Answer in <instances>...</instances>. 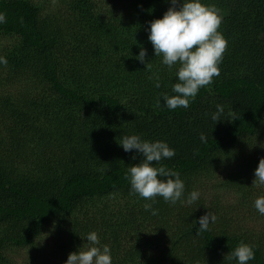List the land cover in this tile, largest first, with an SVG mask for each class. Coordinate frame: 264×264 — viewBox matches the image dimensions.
Here are the masks:
<instances>
[{
	"label": "trees",
	"instance_id": "obj_1",
	"mask_svg": "<svg viewBox=\"0 0 264 264\" xmlns=\"http://www.w3.org/2000/svg\"><path fill=\"white\" fill-rule=\"evenodd\" d=\"M201 3L222 15L220 75L170 110L162 94L176 95L178 65L156 57L149 34L171 0H0V264L20 252L25 264H66L91 232L112 264H238L225 257L241 242L255 253L248 264H264V215L248 201L264 196L253 186L264 158V0ZM125 135L167 143L175 156L154 166L180 173L184 201L199 199L157 197L158 214L146 211L151 201L125 179L143 160L120 146ZM222 188L260 230L234 220L214 196ZM208 212L217 220L197 235Z\"/></svg>",
	"mask_w": 264,
	"mask_h": 264
},
{
	"label": "clouds",
	"instance_id": "obj_2",
	"mask_svg": "<svg viewBox=\"0 0 264 264\" xmlns=\"http://www.w3.org/2000/svg\"><path fill=\"white\" fill-rule=\"evenodd\" d=\"M172 7L164 14L162 19L150 22L149 41L153 45L156 57H162V63L171 70L178 65L176 77L178 82L172 85L176 95L162 94L166 106L170 110L178 107L188 108L190 100L195 99L198 91L212 83L213 77L220 75L219 64L222 63L228 42L218 31L222 23V15L215 5H204L201 0H171ZM6 22V16L0 13V23ZM22 22V19H21ZM147 51L141 46L139 56L141 63L146 64V70L151 69L146 61ZM0 65L7 66L6 58L0 56ZM154 77L150 76L152 80ZM155 87L159 88V76H155ZM157 107L160 106L159 99ZM218 111L212 119L219 121L224 109L217 105ZM200 140L207 143L204 134ZM125 152L137 150L143 160L128 169V179L133 194H138L151 203H145L144 209L157 215L158 210L153 208L157 197H162L165 202L175 205L177 201L188 205L196 202L200 193L192 191L187 200L182 199L185 184L178 171L170 170L159 165L163 159L175 156V150L165 142L144 141L138 135L123 136L119 142ZM135 159V157H133ZM264 185V158L260 159L255 170L253 186ZM114 195V194H113ZM255 208L264 215V196L255 200ZM217 217L208 212L199 219L197 235L209 230L210 223H215ZM196 223V222H195ZM84 246L77 252L68 256L66 264H112L110 248L104 245L101 249L96 232L89 233ZM255 258L251 245L241 242L234 250L228 253L226 260H236L238 264H248Z\"/></svg>",
	"mask_w": 264,
	"mask_h": 264
},
{
	"label": "rangeland",
	"instance_id": "obj_3",
	"mask_svg": "<svg viewBox=\"0 0 264 264\" xmlns=\"http://www.w3.org/2000/svg\"><path fill=\"white\" fill-rule=\"evenodd\" d=\"M53 2H55L56 0H52ZM223 179V176L220 175L218 178L216 177V179H214L210 184L209 186H212L215 181H219L221 182ZM257 188V187H256ZM225 188H222V189H219V190H216L214 196H216L218 199H220L222 201V203H225V205L227 206H231V210L232 209H235V211L232 212L233 214V218L234 220H237L239 225L241 227H244V228H249L251 227L254 228L256 227L257 230H260L261 229V224L259 225V217L255 215V213H251L248 209H246V207L244 209H242L241 207H239V201L233 197H228V195L225 194ZM208 196V194L206 195ZM205 196V197H206ZM261 197V195H258V193H254V195L251 196L250 199H248V201L250 202H253L255 204V200L257 198ZM211 201L210 198H208V201ZM209 201V202H210ZM244 205V203H243ZM243 207V206H242ZM46 255V253H45ZM11 257H15V263L16 264H25L23 261H22V256H24V253L23 252H20V253H16L15 255H10ZM40 259L43 258V256L41 255V257H39ZM39 259V260H40ZM32 261H33V258H32ZM48 263H51V260H48Z\"/></svg>",
	"mask_w": 264,
	"mask_h": 264
}]
</instances>
